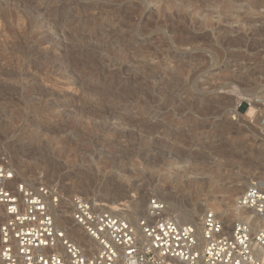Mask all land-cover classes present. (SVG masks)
Wrapping results in <instances>:
<instances>
[{"label": "rangeland", "instance_id": "rangeland-1", "mask_svg": "<svg viewBox=\"0 0 264 264\" xmlns=\"http://www.w3.org/2000/svg\"><path fill=\"white\" fill-rule=\"evenodd\" d=\"M263 120L264 0H0V163L54 193L57 227L77 195L229 229Z\"/></svg>", "mask_w": 264, "mask_h": 264}, {"label": "built area", "instance_id": "built-area-1", "mask_svg": "<svg viewBox=\"0 0 264 264\" xmlns=\"http://www.w3.org/2000/svg\"><path fill=\"white\" fill-rule=\"evenodd\" d=\"M53 194L19 182L12 168L0 163V264H264V230L242 220L225 230L216 216L206 214L198 235L193 226L165 217L156 199L133 226L82 196L71 197L70 221L89 240L77 243L54 222ZM236 206L264 221V189H246Z\"/></svg>", "mask_w": 264, "mask_h": 264}, {"label": "bare ground", "instance_id": "bare-ground-1", "mask_svg": "<svg viewBox=\"0 0 264 264\" xmlns=\"http://www.w3.org/2000/svg\"><path fill=\"white\" fill-rule=\"evenodd\" d=\"M252 109V108H251ZM252 111H253V109L250 111V114L252 113ZM264 136V135H263ZM263 139H264V137H263ZM264 141V140H263ZM262 141V142H263ZM259 182V183H258ZM258 182H256V183H252V182H246L245 183V188L244 189H248V188H250V187H252V186H261V185H263L262 186V188L264 189V175H262L261 177H259V181ZM87 191V190H86ZM244 191V190H243ZM231 196L234 194V193H236L237 192V189L236 188H234V189H231ZM162 196L163 197H165L164 199H167V192H165V191H163L162 192ZM58 195H60V192H59V194ZM143 195V194H142ZM113 205H110V206H108L109 208H111V212H112V210L114 211V212H120V214L121 215H125V214H127V215H129L130 217V219H132L131 218V216H134V215H137V214H139L140 215V209H141V205H142V198H139V199H137V200H129V201H127V202H125V203H121V204H114V203H112ZM128 204V205H127ZM51 205V203L49 202V206ZM98 207H100L99 209H101V210H106V209H104V207H105V205L104 206H101V205H98ZM119 207H125L126 209H122V208H119ZM106 208V207H105ZM113 208V209H112ZM61 209H62V207H61ZM197 209V208H196ZM210 210V209H209ZM110 211V210H109ZM216 211H218V212H220L219 213V215H218V217H223L224 219H225V223L229 226V225H231V224H233L232 223V221L233 220H242V221H244V222H246V223H248L251 227H252V229H254V230H264V221L263 220H261V219H259V218H257L254 214H252L251 212H248V211H245V210H241V209H238V207L236 206V203H235V205H233L232 206V208L230 209V207H227V205L225 204V206L224 205H222V204H220V205H218L217 207H216ZM57 213V215H56V218H55V221L56 222H59L57 225H59L58 226V228L59 229H66L68 232H69V234H70V236L77 242V243H79V242H87V243H89V240L88 239H85L83 236H82V234L80 233V230H78L73 224H72V226H70V227H64L63 225H65L66 223V220H65V218H66V215H65V213H66V211H57L56 212ZM68 213V212H67ZM196 213H198V210H197V212H196V210L194 211V210H192L191 211V209L190 210H188V211H186V212H184V214H182L180 217L181 218H179V219H176V218H173L171 215H170V213H169V211L167 210V209H165V211H164V216L165 217H167V218H170V219H172V220H174V221H176V222H178V221H183L184 219V217L186 218V219H189L190 221H192L195 225H199V223H198V219L196 218V217H194V214H196ZM120 214H119V216H120ZM118 215V214H117ZM144 213H143V215H142V217L141 218H143L144 217ZM217 215V214H216ZM231 215V216H230ZM230 217H232L233 218V220H229V218ZM127 218V217H126ZM128 218V219H129ZM217 218V217H216ZM235 222V221H234ZM72 223V222H71ZM78 233V234H77ZM196 233H198V235L199 234H201V233H199V231L196 229Z\"/></svg>", "mask_w": 264, "mask_h": 264}]
</instances>
